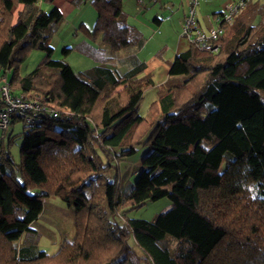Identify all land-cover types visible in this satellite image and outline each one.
<instances>
[{
    "label": "trees",
    "instance_id": "trees-1",
    "mask_svg": "<svg viewBox=\"0 0 264 264\" xmlns=\"http://www.w3.org/2000/svg\"><path fill=\"white\" fill-rule=\"evenodd\" d=\"M39 2L0 0V82L11 74L13 94L58 112L24 128L18 163L0 144V264H264V4L249 2L223 22L216 52L189 42L176 55L151 121L138 112L155 86L152 74L143 75L147 65L76 74L53 60L59 19ZM87 3L97 13L92 32L81 27L87 36H100L107 51L143 46L124 0L73 1L76 8ZM84 47L95 63L108 62L106 49ZM32 50L46 59L21 76ZM113 97L120 106L112 112ZM140 146L148 153L133 191L165 197L172 207L153 221L119 224L112 218L123 196L118 175L108 171ZM49 197L78 204L74 238L52 255L18 244Z\"/></svg>",
    "mask_w": 264,
    "mask_h": 264
},
{
    "label": "rangeland",
    "instance_id": "rangeland-1",
    "mask_svg": "<svg viewBox=\"0 0 264 264\" xmlns=\"http://www.w3.org/2000/svg\"><path fill=\"white\" fill-rule=\"evenodd\" d=\"M239 1L200 0L197 16L201 28L204 31L214 28L216 15L226 12L229 6ZM252 3L264 4V0H252ZM186 10V0H142V4H139L137 0H124L123 11L128 16V22L140 32L143 46L140 49L135 45L120 51H107L109 47L102 42L100 36L93 39L82 30L81 27L84 24L92 32L97 17L96 10L90 3L83 4L78 7L77 14L72 16L68 23L58 24L50 42L54 48L52 58L67 62L76 74L96 66L123 73L132 69L137 63H145L147 69L143 75L152 73L155 86L149 88L145 93L138 112L140 116L154 121L156 116H150V107L157 100L158 94L168 78V66L176 55L185 51L189 45V39L183 35V16ZM159 22L161 23L159 24ZM87 43L96 48L106 49L108 62L97 64L88 58L84 53L86 52L84 44ZM70 48L74 50L64 54V50ZM45 59L44 51L32 50L27 61L21 66V76H26L43 66ZM53 72L52 69L43 68V73L47 76ZM7 78L10 79L11 74H8ZM107 106L112 112L116 111L120 106L118 98L113 97ZM24 131L21 122L10 125L7 131L0 129L1 147H5L17 163L20 160V147ZM147 153L148 149L140 146L135 155L122 161L113 160L108 171L110 177L118 175L119 187L123 196L119 215L112 218L119 224L125 222L124 218L153 221L160 213L172 207V202L165 197L154 193L142 195L133 191L143 158ZM39 193L38 190L31 192L32 195ZM142 202H145L142 207L132 209L131 205H138ZM43 206V212L31 225L32 231L25 233L18 244L36 245L39 250L52 255L58 252L64 241H71L74 238V217L78 204L73 201H63L57 197H49L43 199ZM129 243L133 250L142 257L143 253L133 238Z\"/></svg>",
    "mask_w": 264,
    "mask_h": 264
},
{
    "label": "built area",
    "instance_id": "built-area-1",
    "mask_svg": "<svg viewBox=\"0 0 264 264\" xmlns=\"http://www.w3.org/2000/svg\"><path fill=\"white\" fill-rule=\"evenodd\" d=\"M142 4V0H137ZM252 0H240L227 8V11L215 17V27L204 31L198 21L197 8L200 0H186L187 10L183 19L184 36L201 50L216 52L215 41L222 33L221 24L232 21ZM56 116L57 110L44 105L39 99H28L22 94H13L7 78L0 82V129L7 131L14 119L19 120L24 128L42 119L43 115Z\"/></svg>",
    "mask_w": 264,
    "mask_h": 264
},
{
    "label": "crops",
    "instance_id": "crops-1",
    "mask_svg": "<svg viewBox=\"0 0 264 264\" xmlns=\"http://www.w3.org/2000/svg\"><path fill=\"white\" fill-rule=\"evenodd\" d=\"M73 1L74 0H40L39 5L41 8H43L47 12H50L52 17L59 19V24H60L62 22L68 23V20L71 19L72 16L77 14L78 8H76L73 5ZM184 15H185V13H184ZM198 21H199V19H198ZM160 23L161 22H159V24ZM199 25L201 27L200 21H199ZM188 47H189V45H188ZM153 80H154V78H153Z\"/></svg>",
    "mask_w": 264,
    "mask_h": 264
}]
</instances>
